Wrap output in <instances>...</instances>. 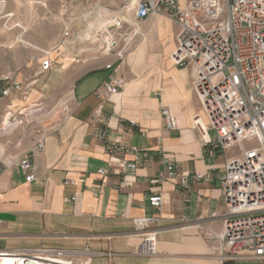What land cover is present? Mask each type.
<instances>
[{"label": "crops", "instance_id": "1", "mask_svg": "<svg viewBox=\"0 0 264 264\" xmlns=\"http://www.w3.org/2000/svg\"><path fill=\"white\" fill-rule=\"evenodd\" d=\"M136 24L138 31L128 28L130 42L114 74L122 82L116 95H98L113 75L106 65L119 63L114 53L84 71L81 60L74 64L72 54L50 41L35 45L38 54L32 59L49 53L51 70L11 62L0 71L20 83V90L1 97L8 98L1 108L17 111L40 102L48 115L61 110L49 128L37 123L39 129L16 158L3 159L0 146V253L62 251L65 261L89 264H264L262 259L221 263L217 258L212 235L222 232L220 180L235 152L213 144L214 133L192 87V68L177 67L170 59L177 24L164 14ZM139 48L143 63L137 66L131 57ZM162 109L174 118L175 130L165 128ZM196 116L206 137L193 127ZM39 139L43 147L34 150ZM111 144L117 149L110 150ZM24 155L34 168L29 183L14 165ZM134 162L133 171L120 166ZM181 176L188 177L185 184ZM153 193L161 196L159 211L148 205ZM149 214L157 218L156 253L145 257L136 253L142 236L133 220Z\"/></svg>", "mask_w": 264, "mask_h": 264}, {"label": "built area", "instance_id": "2", "mask_svg": "<svg viewBox=\"0 0 264 264\" xmlns=\"http://www.w3.org/2000/svg\"><path fill=\"white\" fill-rule=\"evenodd\" d=\"M5 10V0H0V19ZM134 18L143 21L151 15L165 14L178 26L177 44L171 61L177 67H191L192 87L207 120V128L214 133L213 144L222 151L235 149L234 157L226 164L220 180L222 232L213 234L217 258L221 263L236 259L264 260V0H138ZM125 23L118 22L113 31ZM104 37L103 52L114 53L119 63L106 65L113 75L103 82L98 95L118 94L122 82L114 74L122 62L124 49L116 32ZM65 36L68 31H65ZM121 47V48H120ZM52 68L49 53L39 63V71ZM1 81L11 82V87L0 90L1 97H8L11 89L20 90V83L4 76ZM44 111L38 102L11 111L5 108L0 118V135L12 133L35 122ZM167 130H175L176 123L168 109L161 110ZM193 127L205 136L206 127L198 116ZM54 127V126H52ZM97 137L104 140L103 133ZM204 144L212 143L203 139ZM43 140L36 141L33 149L40 150ZM110 150L117 149L111 144ZM130 151L139 152L135 147ZM25 175V182L34 179V168L29 155L14 162ZM133 171L137 162L120 164ZM171 171V165L166 166ZM104 175L105 171H98ZM201 176H196L199 180ZM187 176L179 181L185 184ZM148 205L159 211L161 196L153 193ZM155 214L133 220L135 229L142 236L136 249L139 256L150 257L156 253ZM12 264H89L65 261L62 251L35 250L30 253L12 252Z\"/></svg>", "mask_w": 264, "mask_h": 264}, {"label": "rangeland", "instance_id": "3", "mask_svg": "<svg viewBox=\"0 0 264 264\" xmlns=\"http://www.w3.org/2000/svg\"><path fill=\"white\" fill-rule=\"evenodd\" d=\"M137 1L5 0L4 14L0 19V71L11 62L23 69L36 68L41 60L32 59L38 54L35 45L50 41H56L59 47L66 49L65 52L72 54L74 64L81 60L84 71L96 68L105 58L102 39L111 35L118 22L125 23L120 30L113 31L120 44L129 37V26L133 31L139 30L134 11L127 12L128 6ZM65 31H68L67 36L64 35ZM82 60L85 62L82 63ZM3 75H0V90L5 86L1 81ZM5 100L8 98L3 100L0 95V104ZM3 111L0 105V118ZM60 117L61 110L56 109L49 115L43 111L35 117L34 123L0 135V146L4 148L2 158L14 159L24 151L30 143L28 136L39 129L37 123H42L40 129L49 128ZM50 118L51 121H48ZM239 264L260 263L243 261Z\"/></svg>", "mask_w": 264, "mask_h": 264}, {"label": "bare ground", "instance_id": "4", "mask_svg": "<svg viewBox=\"0 0 264 264\" xmlns=\"http://www.w3.org/2000/svg\"><path fill=\"white\" fill-rule=\"evenodd\" d=\"M136 2H132L128 8H127V12L129 13L130 11L134 10ZM103 24V23H102ZM23 31H26L25 29H23ZM21 42L25 43L23 40H21ZM131 60L133 62L134 65H141L143 63V57L141 54V49L139 48L131 57ZM202 122V121H201ZM204 126V125H203ZM3 257L0 258V264H12V258H9L10 255L5 254L2 255Z\"/></svg>", "mask_w": 264, "mask_h": 264}]
</instances>
